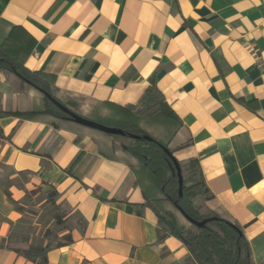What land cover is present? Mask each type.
<instances>
[{
  "label": "crops",
  "instance_id": "obj_1",
  "mask_svg": "<svg viewBox=\"0 0 264 264\" xmlns=\"http://www.w3.org/2000/svg\"><path fill=\"white\" fill-rule=\"evenodd\" d=\"M0 49L54 75L86 116L136 105L156 86L179 121L165 128L174 157L200 162L210 207L264 264L263 0H0ZM43 96L0 70V264H185L180 240L159 241L130 141L39 115ZM43 204L71 222L63 241L15 247ZM46 247L45 263L17 252Z\"/></svg>",
  "mask_w": 264,
  "mask_h": 264
},
{
  "label": "trees",
  "instance_id": "obj_2",
  "mask_svg": "<svg viewBox=\"0 0 264 264\" xmlns=\"http://www.w3.org/2000/svg\"><path fill=\"white\" fill-rule=\"evenodd\" d=\"M0 70L7 71L11 81L27 83L43 93L44 107L39 115L72 121L45 95L49 94L71 111L89 120L124 131V138L130 141L124 146V150L138 162V169L135 171L137 181L142 187L145 206L154 212L158 220L159 241L162 242L169 236L180 240L190 253V259L185 264H252L251 248L241 227L221 217L204 204L205 201H212L214 196L205 183L200 162L191 159L182 163L175 158L184 179L180 196L177 168L165 152L167 149L174 156V151L170 148L175 136L174 131L167 141H161L150 136L143 128L144 121H163L171 128H176L179 123L174 116L165 114V97L156 86L148 87L136 105L120 107L108 104L106 106L111 111L109 115L91 113L86 116L80 112L83 98L59 96L60 91L55 86L54 75L31 72L1 49ZM130 135H149L154 140L131 139ZM186 146L182 145L179 149ZM183 214L194 221L207 220V223L203 228L196 227L187 221ZM180 216L187 223H183ZM48 250L49 247L39 250L27 248L17 249V252L29 259H42L45 263Z\"/></svg>",
  "mask_w": 264,
  "mask_h": 264
},
{
  "label": "rangeland",
  "instance_id": "obj_3",
  "mask_svg": "<svg viewBox=\"0 0 264 264\" xmlns=\"http://www.w3.org/2000/svg\"><path fill=\"white\" fill-rule=\"evenodd\" d=\"M148 128L151 131L150 136L155 135L160 140L166 141L167 131L165 128L167 126L163 121H153L148 122ZM173 129V127H169ZM206 206H210L209 201H205ZM60 209L53 207L52 205L43 204L39 208H34L31 210L33 213L32 216H28L23 220V224L17 231L18 239L17 243L14 244L17 248L27 247L25 242L32 240L33 245L36 247H42L45 243H59L63 241V235H65V230L71 228V222L66 220L64 222L57 223V220H54V217L60 213ZM180 219L183 223H187L186 220L180 216ZM192 228L191 225L188 224ZM23 242V243H22Z\"/></svg>",
  "mask_w": 264,
  "mask_h": 264
},
{
  "label": "water",
  "instance_id": "obj_4",
  "mask_svg": "<svg viewBox=\"0 0 264 264\" xmlns=\"http://www.w3.org/2000/svg\"><path fill=\"white\" fill-rule=\"evenodd\" d=\"M48 98L51 99V101L65 114H67L69 116V118L74 122L77 123L81 126L84 127H88L100 132H103L107 135H112V136H123L125 135L124 131L121 129H117V128H113V127H109L107 125L89 120L73 111H71L69 108L65 107L64 105H62L61 103H59L58 101H56L55 99H53L49 94H45ZM131 139H145L147 141H153L154 139L152 137H150L149 135H144L143 137L137 136V135H130L129 136ZM165 152L172 158L173 162L175 163V166L177 168V172H178V176H179V191H180V196L182 195L183 192V186H184V179H183V175L181 172V168L178 164V162L175 160V157L171 154V152L167 149H165ZM173 174H175V170L172 169ZM184 215V214H183ZM185 219L187 221H189L192 225L199 227V228H203L205 227L207 220L206 221H202V222H198V221H194L191 218L187 217L186 215H184Z\"/></svg>",
  "mask_w": 264,
  "mask_h": 264
},
{
  "label": "built area",
  "instance_id": "obj_5",
  "mask_svg": "<svg viewBox=\"0 0 264 264\" xmlns=\"http://www.w3.org/2000/svg\"><path fill=\"white\" fill-rule=\"evenodd\" d=\"M263 6H264V0H263Z\"/></svg>",
  "mask_w": 264,
  "mask_h": 264
}]
</instances>
